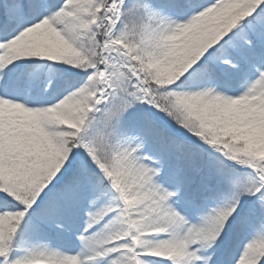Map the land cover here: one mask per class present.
<instances>
[{"label": "snow or ice", "instance_id": "obj_1", "mask_svg": "<svg viewBox=\"0 0 264 264\" xmlns=\"http://www.w3.org/2000/svg\"><path fill=\"white\" fill-rule=\"evenodd\" d=\"M0 264H264V0H0Z\"/></svg>", "mask_w": 264, "mask_h": 264}]
</instances>
